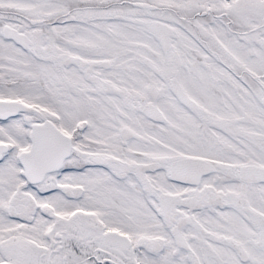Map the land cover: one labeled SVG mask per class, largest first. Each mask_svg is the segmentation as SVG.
Instances as JSON below:
<instances>
[{
    "label": "snow or ice",
    "instance_id": "6c2138e0",
    "mask_svg": "<svg viewBox=\"0 0 264 264\" xmlns=\"http://www.w3.org/2000/svg\"><path fill=\"white\" fill-rule=\"evenodd\" d=\"M0 264H264V0H0Z\"/></svg>",
    "mask_w": 264,
    "mask_h": 264
}]
</instances>
